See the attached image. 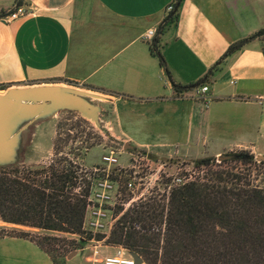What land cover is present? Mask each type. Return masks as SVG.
Wrapping results in <instances>:
<instances>
[{"label":"crops","instance_id":"obj_1","mask_svg":"<svg viewBox=\"0 0 264 264\" xmlns=\"http://www.w3.org/2000/svg\"><path fill=\"white\" fill-rule=\"evenodd\" d=\"M174 2L24 0L31 16L9 21L2 15L20 0H0V85L90 93L136 148L177 150L188 162L240 151L264 158V41L214 71L232 45L264 29V0H184L179 21L162 31ZM149 30L153 42L144 40ZM167 71L189 90L178 96ZM204 86L210 102L196 99ZM0 264L54 263L31 240L6 237Z\"/></svg>","mask_w":264,"mask_h":264},{"label":"trees","instance_id":"obj_2","mask_svg":"<svg viewBox=\"0 0 264 264\" xmlns=\"http://www.w3.org/2000/svg\"><path fill=\"white\" fill-rule=\"evenodd\" d=\"M183 1L175 0L162 31L179 21ZM256 40L264 41V29L232 45L214 71ZM156 43L151 46L154 56H158ZM160 65L165 68L163 58ZM167 75L178 96L189 90L177 86L169 71ZM6 89L0 85V90ZM60 154L35 171L21 166L0 168V221L21 231H13L10 237L36 243L54 264H62L55 240L40 241L22 229L83 233L92 181L76 160ZM230 155L236 158L186 163L195 165V180L171 191L166 214L156 213L147 204L134 206L120 220L113 243L140 254L148 264H264V159L247 151ZM231 164L249 167L248 174L229 168ZM225 165L228 168L217 170ZM253 165L257 171L251 169Z\"/></svg>","mask_w":264,"mask_h":264},{"label":"rangeland","instance_id":"obj_3","mask_svg":"<svg viewBox=\"0 0 264 264\" xmlns=\"http://www.w3.org/2000/svg\"><path fill=\"white\" fill-rule=\"evenodd\" d=\"M97 99H93L92 101L95 105L102 108L98 123L84 119L81 114L70 111H59L50 117L38 121L22 123L15 132V135H20V144L16 152L14 164L8 166L0 165V168L21 166L35 171L47 165L61 153L59 157L61 155H68L71 159L76 160L89 176L97 173L100 175L110 173L109 180L116 185L122 186L123 193L119 198L120 202L127 204L130 199L139 198L143 195L142 198L146 197L149 199L147 201L150 202L149 208L153 207L156 213L158 211V213H164L165 215L168 203V195L165 194L167 183L170 181L169 179H179L183 172L181 170L182 164L190 162L182 160L177 150H173L170 153V151L159 152L153 149L145 151L135 147L134 150L127 151L125 147L131 143H127L119 138L112 127L107 125L106 118L108 111L107 109L104 110L103 104ZM139 151H145V153L140 154ZM111 152L118 155L117 158L120 165L109 167L103 163V158ZM145 154L149 155L148 161L154 163L152 169L147 168ZM230 154L232 153L225 155ZM257 159L259 160L258 157ZM159 165H161V172L157 170ZM187 168L191 169L190 167L182 169L187 170ZM224 168H228V166L225 165L223 168L217 167V170H224ZM229 168H235L237 169L236 171L241 169V171L246 172L250 169L249 167L237 164H231ZM213 169H216L215 166ZM251 169L258 170L257 166L254 165ZM104 170H106V174ZM134 173H138V180L136 182L137 190L133 193L127 191L125 185L129 178L127 175L133 176ZM203 175L201 173L200 177H203ZM158 178L160 181L156 180ZM119 207L117 206L115 211ZM140 226L138 225L137 228L139 229ZM6 227L9 228L6 229ZM11 228L13 227L0 221V237L4 239L14 235L12 234L13 231H15L13 233L21 232L20 230H13ZM22 230L30 231L27 233H30L31 237L37 238L40 241L47 237L54 239V248L58 251L62 264L72 263V260H74L72 264H87L89 259H101L105 255L112 254L115 251L111 248H106L107 243L98 244L96 243L97 241L79 242L76 236L68 234L46 233L31 229ZM73 253H77L78 256L76 259H69V256Z\"/></svg>","mask_w":264,"mask_h":264},{"label":"built area","instance_id":"obj_4","mask_svg":"<svg viewBox=\"0 0 264 264\" xmlns=\"http://www.w3.org/2000/svg\"><path fill=\"white\" fill-rule=\"evenodd\" d=\"M174 11V4L170 5L167 8V14L169 15ZM31 16L22 6L15 8L8 16L7 19L9 21H15L19 19H24ZM157 35L156 30H149L144 35V40L148 42H153ZM209 92V88L204 86L200 89L196 90V99L199 101L210 102L206 98V94ZM148 150V149H142ZM145 151H139V153L144 154ZM135 153V152H134ZM118 155H115L113 152L109 153L107 156L103 158V163L109 167L120 165ZM138 156V155H137ZM148 154H145L147 168L152 169L154 163L148 161ZM139 157V156H138ZM174 158V157H171ZM179 159V158H178ZM218 159V158H217ZM187 162V161H185ZM182 168L190 167L191 169H182L183 171L179 177V179H169L166 193L168 195V201L171 191L179 186L185 185L189 182L195 180L197 169L193 163L191 164H182ZM160 166H158V171L161 172ZM125 170V169H124ZM98 171V169H96ZM87 173V172H86ZM106 174V170H104ZM129 176L128 181L125 185V189L127 191L133 192L137 190L136 182L138 180V173H134V175ZM167 176V175H166ZM110 173L106 175H100L99 173L90 175L89 178L92 181L90 195L88 197L86 215L83 223V233L81 235H73L76 236V239L79 242L87 241V242H95L107 243L106 248H111L114 251L112 254H107L101 259H89L87 264H138L133 254H137L142 260L141 264H148L144 260V258L130 250L129 248L113 243V235L118 227L120 220L124 215H126L134 206L140 204L149 205L150 202H147L148 198H132L128 201L127 204L120 202L119 198L121 197L123 191L122 186L119 184H115L111 180H109ZM164 178V177H163ZM142 180V179H141ZM160 181V179H156ZM155 202V200H154ZM168 204V203H167ZM117 206H120L117 211ZM128 207V209H127ZM78 252V251H77Z\"/></svg>","mask_w":264,"mask_h":264},{"label":"water","instance_id":"obj_5","mask_svg":"<svg viewBox=\"0 0 264 264\" xmlns=\"http://www.w3.org/2000/svg\"><path fill=\"white\" fill-rule=\"evenodd\" d=\"M98 97L71 87L38 86L29 88H11L0 91V165L14 164L20 135H15L22 123L34 122L59 111H70L81 114L84 119L96 123L100 121L102 108L93 103ZM126 150H134L131 144L126 145ZM236 157L225 155L218 157V161L232 160ZM259 157V160H263ZM69 256V259L77 256ZM133 257L138 264L142 260L137 254Z\"/></svg>","mask_w":264,"mask_h":264}]
</instances>
